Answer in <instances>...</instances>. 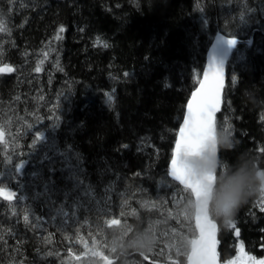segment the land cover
Listing matches in <instances>:
<instances>
[{
	"label": "trees",
	"instance_id": "trees-1",
	"mask_svg": "<svg viewBox=\"0 0 264 264\" xmlns=\"http://www.w3.org/2000/svg\"><path fill=\"white\" fill-rule=\"evenodd\" d=\"M0 13V66L14 69L0 75V125L13 118L35 126L33 117L45 122L46 110L54 117L55 153L75 157L93 203L124 227L125 251L113 264H186L174 254L185 229L170 202L192 198L168 177V167L217 34L252 41L238 45L226 65L216 127L231 129L238 143L221 152L222 163L247 152L264 168V0H0ZM261 206L259 191L241 206L232 220L238 236L210 216L222 264L238 242L264 258ZM24 213V205L0 199V264H58L65 238L45 222L26 223ZM145 230L156 238L148 252L137 250ZM192 236L178 245L188 250Z\"/></svg>",
	"mask_w": 264,
	"mask_h": 264
},
{
	"label": "rangeland",
	"instance_id": "rangeland-1",
	"mask_svg": "<svg viewBox=\"0 0 264 264\" xmlns=\"http://www.w3.org/2000/svg\"><path fill=\"white\" fill-rule=\"evenodd\" d=\"M48 112L46 110L45 122H40L38 116L33 117L35 126L13 118L0 125V130L5 133L3 140H0V187H8L16 192L17 197L12 200V205H24V214L35 226L44 227L45 222L59 233L60 238H65L61 245H67L65 250L55 253L58 264H106L102 257L108 260L125 251L124 227L117 222L111 225L107 212L99 209V206L102 207L100 202L93 203L87 187L82 186L79 170L73 162L75 157L67 152L55 153L57 122L54 117L49 119L51 115ZM37 129L43 134V140L33 145V134ZM21 161L27 163L17 172L15 166ZM173 200L170 202L174 211L172 214L182 215V220L177 222L185 229L181 231V240L174 245V254L186 259L189 249L185 250L178 243L184 245L189 240L188 233L193 234L192 238L196 237L194 224L193 229L191 225L193 215L186 213L188 204L182 200L178 202V198ZM172 214L169 212L167 218ZM164 227L167 225L161 226ZM63 229L67 231L62 233ZM43 231H48V228H43ZM48 241L51 248L58 244L51 238ZM236 257L237 253L229 261Z\"/></svg>",
	"mask_w": 264,
	"mask_h": 264
},
{
	"label": "snow or ice",
	"instance_id": "snow-or-ice-1",
	"mask_svg": "<svg viewBox=\"0 0 264 264\" xmlns=\"http://www.w3.org/2000/svg\"><path fill=\"white\" fill-rule=\"evenodd\" d=\"M13 2L14 0H9V3ZM3 23L4 21L0 19V32L4 31ZM60 31L63 32L64 29L61 27ZM249 43H252V41L249 40ZM237 44V38L226 39L224 36L216 38L208 66L203 71V79H197L199 86L192 92L191 99L188 100L187 111L176 135L175 148L172 152L168 174L174 181H178L179 185H182L185 190L190 192L197 205L194 217L199 234L189 242L191 248L188 256L189 264H218V253L216 250L217 226L201 207V197L205 191V180H214V177L202 178L195 176L187 167L184 157L193 152L203 151L209 139L214 138L212 129L216 125V113L220 110L221 90L224 87V61L228 52L235 49ZM103 46L107 47L108 45L104 44ZM12 71L14 69L11 66L0 67V72L10 73ZM35 71L40 72V67H36ZM235 80L236 78L233 76L232 82L235 83ZM49 119H52V117H49ZM261 119L264 120V117H261ZM4 135V131L0 130V140H3ZM33 135V145L37 141L43 140V134L39 129ZM124 147L126 148L127 145H124ZM261 151H264V149H261ZM26 163V161H21L16 165V171L20 172ZM261 194L264 195V190H261ZM16 195V192L12 189L0 187V199L12 201ZM260 211L264 212V206L260 207ZM24 221L27 223L29 216L25 215ZM114 222H120V220L112 219L109 223L116 225ZM228 225L236 231L238 236L239 232L235 229L233 221ZM142 257L145 261H150L149 255H142ZM102 258L107 260L106 257ZM107 264H112V262L107 261ZM150 264H155V262L150 261ZM227 264H264V259H257L255 256L248 255L244 251V245L241 242L237 248L236 259L228 261Z\"/></svg>",
	"mask_w": 264,
	"mask_h": 264
},
{
	"label": "clouds",
	"instance_id": "clouds-1",
	"mask_svg": "<svg viewBox=\"0 0 264 264\" xmlns=\"http://www.w3.org/2000/svg\"><path fill=\"white\" fill-rule=\"evenodd\" d=\"M237 139L231 129L220 125L216 127L215 138L196 157L188 159V168L197 177L205 180V191L201 197V207L209 216L228 225L249 197L264 190V168L258 166L256 159L247 152L237 155L235 161L222 163L221 152L234 150ZM197 210L195 201L186 207L188 215ZM156 244L151 231H142L137 241V250L150 251Z\"/></svg>",
	"mask_w": 264,
	"mask_h": 264
},
{
	"label": "water",
	"instance_id": "water-1",
	"mask_svg": "<svg viewBox=\"0 0 264 264\" xmlns=\"http://www.w3.org/2000/svg\"><path fill=\"white\" fill-rule=\"evenodd\" d=\"M218 36H224V35H222V34H217V35L213 38L212 42L210 43V45H209V47H208V50H207V53H206L205 66H204L203 71H204V70L207 68V66H208L209 58H210V55H211V53H212V48H213V46L215 45V43H216V38H217ZM224 37H225L226 39H227V38H234V37H227V36H224ZM237 39H238V38H237ZM249 40H251V38H249L248 40H240V39H238V44H237V46L240 45V44H243V43H246L247 45H250ZM235 49H236V48H235ZM235 49H232L230 52H228L227 57L225 58V61H224V87H225V83H226V65H227V62H228L229 58L231 57V55H232V53L234 52ZM5 66H7V65L1 66V67H5ZM203 71H202V74H201V78H200V79H203ZM11 73H13V71L10 72V73H9V72H0V75H9V74H11ZM198 86H199V85L197 84L196 88H197ZM224 87H223L222 90H221V106H220V110H221V107H222V97H223V90H224ZM196 88H195V89H196ZM195 89H194L193 91H195ZM193 91H192V92H193ZM192 92H191V94H192ZM191 94H190V97H189L188 100L191 99ZM187 103H188V102H187ZM220 110L216 113V116H217V114L220 112ZM186 111H187V104H186V107H185L184 115L186 114ZM182 123H183V120H182L181 124H182ZM178 131H179V130H178ZM212 132H213V135H214V138H215L216 125H215L214 129H212ZM214 138H212V139H214ZM209 140H210V139H209ZM174 148H175V144H174ZM174 148H173V150H174ZM201 152H202V151L193 152V153L188 154V155H186V156L184 157V161H185L187 167H188V164H187L188 159H189L190 157H196V156L200 155ZM170 164H171V160H170L169 167H168V173H169ZM168 177H169V178H170L175 184L179 185V182H178V181H174V180L172 179V177H171L169 174H168ZM213 177H214V176H213ZM214 179H215V177H214ZM179 186H181V187L183 188L182 185H179ZM189 193H190V192H189ZM190 195H191V194H190ZM191 198H192V200L194 201V197L191 196ZM209 218H210V216H209ZM210 219H211V218H210ZM212 221H213V220H212ZM213 222L216 224L215 221H213ZM193 224H194V229H195L196 236H198L199 232H198V229L196 228V223H195V217H194V215H193ZM216 226H217V224H216ZM217 237H218V227H217V231H216V241H217V246H218V238H217ZM216 250H217V248H216ZM190 252H191V248L189 249L188 256L190 255ZM217 253H218V251H217ZM188 256H187V258H186V264H189ZM109 261H111L112 263H114V262H116V258L111 259V260H109ZM106 264H107V263H106ZM218 264H221V261H220L219 255H218Z\"/></svg>",
	"mask_w": 264,
	"mask_h": 264
},
{
	"label": "bare ground",
	"instance_id": "bare-ground-1",
	"mask_svg": "<svg viewBox=\"0 0 264 264\" xmlns=\"http://www.w3.org/2000/svg\"><path fill=\"white\" fill-rule=\"evenodd\" d=\"M58 59H59V57H58ZM52 93V92H51ZM44 102V101H43ZM28 118V117H27ZM29 132V131H28ZM30 133V132H29ZM63 155V154H62ZM41 159V158H40ZM35 160V159H34ZM18 190H20V189H18ZM18 193V192H17ZM17 197V196H16ZM24 197V196H23ZM174 201V200H173ZM28 202H30V201H28ZM172 204V203H171ZM170 204V205H171ZM173 204H174V202H173ZM19 212V211H18ZM167 212V211H166ZM160 215V214H159ZM23 216V215H22ZM159 219V218H158ZM157 219V220H158ZM158 221H160V219L158 220ZM30 222V221H29ZM190 222V221H189ZM97 224V223H96ZM30 225V224H29ZM33 225V224H32ZM163 225V224H162ZM164 226V225H163ZM170 226V225H169ZM188 227V226H187ZM168 228V227H167ZM37 229V228H36ZM40 231V230H39ZM173 231V230H172ZM175 231V230H174ZM179 234V233H178ZM85 235H86V233H85ZM180 235V234H179ZM42 236V235H41ZM42 239V238H41ZM66 243H67V241H66ZM48 244V243H47ZM65 245V244H64ZM164 245V244H163ZM157 247V246H156ZM159 247V246H158ZM131 249V248H130ZM54 255V254H53ZM55 257V256H54ZM152 258V257H151ZM153 260V259H152ZM122 263V262H121ZM177 264V263H176Z\"/></svg>",
	"mask_w": 264,
	"mask_h": 264
},
{
	"label": "flooded vegetation",
	"instance_id": "flooded-vegetation-1",
	"mask_svg": "<svg viewBox=\"0 0 264 264\" xmlns=\"http://www.w3.org/2000/svg\"><path fill=\"white\" fill-rule=\"evenodd\" d=\"M9 202H11V203H12V201H9Z\"/></svg>",
	"mask_w": 264,
	"mask_h": 264
}]
</instances>
